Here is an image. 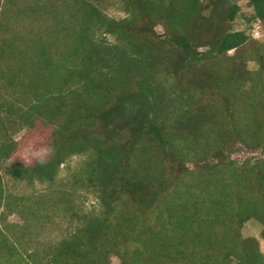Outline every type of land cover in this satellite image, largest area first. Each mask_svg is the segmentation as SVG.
<instances>
[{
  "label": "trees",
  "instance_id": "1",
  "mask_svg": "<svg viewBox=\"0 0 264 264\" xmlns=\"http://www.w3.org/2000/svg\"><path fill=\"white\" fill-rule=\"evenodd\" d=\"M24 131L44 155L11 163ZM7 179L47 187L14 199ZM13 214L0 264H264V0H0Z\"/></svg>",
  "mask_w": 264,
  "mask_h": 264
},
{
  "label": "rangeland",
  "instance_id": "2",
  "mask_svg": "<svg viewBox=\"0 0 264 264\" xmlns=\"http://www.w3.org/2000/svg\"><path fill=\"white\" fill-rule=\"evenodd\" d=\"M242 7L244 9L243 10L244 15L252 14V10L247 6V2H243ZM110 14L118 19L123 18V14L117 11H112ZM43 140H44V136L43 134L39 132L26 133L24 131L20 133L19 135H17L16 141L19 142V147L11 163L14 161H19L25 164H31L34 162L35 159L42 157L44 155V149L42 148ZM83 160L84 159L75 158L70 163L63 166L62 172H61V180H67L71 177L72 174L77 172L80 169ZM6 181H8V179ZM7 185L14 199H17V198L19 199L23 196L39 194L40 192H44L47 187V186H42L38 183L35 188H29L27 185H23L21 187L15 188L13 182L11 181L10 182L8 181ZM79 203L82 207V210L86 212L91 211L95 207L98 206V201L96 197L88 193H85L81 197ZM1 214L7 215L5 212H2ZM2 216L3 215H0V229L4 233L11 235L9 230L13 231L14 233L20 232L22 230L24 221L18 214L7 216L6 219L2 218ZM67 228H68L67 224H62V227L54 231L48 230L45 236L50 239L51 238L61 239L67 234L66 232ZM260 233H261V228L257 223H250L245 229L246 235L259 237ZM261 243H262V248L264 251V240H261ZM113 264H120V262L115 258L113 259Z\"/></svg>",
  "mask_w": 264,
  "mask_h": 264
},
{
  "label": "built area",
  "instance_id": "3",
  "mask_svg": "<svg viewBox=\"0 0 264 264\" xmlns=\"http://www.w3.org/2000/svg\"><path fill=\"white\" fill-rule=\"evenodd\" d=\"M255 36H256V37H259V32H257V33L255 34Z\"/></svg>",
  "mask_w": 264,
  "mask_h": 264
}]
</instances>
